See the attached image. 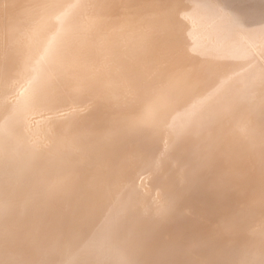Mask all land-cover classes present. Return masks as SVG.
Masks as SVG:
<instances>
[{"label":"clouds","instance_id":"obj_1","mask_svg":"<svg viewBox=\"0 0 264 264\" xmlns=\"http://www.w3.org/2000/svg\"><path fill=\"white\" fill-rule=\"evenodd\" d=\"M103 3L0 0V111L7 109L0 119V221L39 156L49 169L44 183L52 201L72 195L59 179L72 156L99 144L159 146L181 179L166 199L128 184L113 198L102 187L70 221H53L42 237L26 238L8 264H264V76L203 88L184 35L163 20L125 31L109 22ZM122 57L150 60L155 74L136 80L110 74ZM84 93L88 103L81 107ZM97 109L109 119L94 140L80 125ZM217 153L224 170L205 183L201 174L212 171ZM122 164L134 171L136 155ZM201 188L215 203L198 217L199 242L155 250L151 236L191 217L185 200Z\"/></svg>","mask_w":264,"mask_h":264},{"label":"bare ground","instance_id":"obj_2","mask_svg":"<svg viewBox=\"0 0 264 264\" xmlns=\"http://www.w3.org/2000/svg\"><path fill=\"white\" fill-rule=\"evenodd\" d=\"M103 7L109 22L123 26L125 31L131 25L163 20L172 31L184 35L191 42V66L200 72L203 88L212 90L230 80L264 76V0H104ZM97 66H101V61H97ZM155 71L148 59L122 57L112 65L110 74L136 80L151 77ZM87 103L88 96L84 93L81 107ZM6 115L7 109L0 111V119ZM108 119V113L97 109L80 126L94 140H99ZM160 152L159 146L144 151L131 142L89 147L72 156L67 175L59 178L72 191L71 197L63 202L47 198L44 181L49 178V169L45 158L39 156L32 171L24 175L9 197L7 215L0 221V234H3L0 257L8 264L12 256L23 251L26 238L42 237L53 221H70L78 206L102 187L113 198H119L125 184L148 193L151 198H168L181 176L172 162L160 158ZM127 154L137 157L134 171H126L122 164ZM186 159L181 160V165ZM223 170V158L217 153L212 171L202 173L201 179L208 183ZM118 179L123 183L115 186ZM235 198L233 194L230 199ZM214 203L212 195L203 188L190 194L185 204L193 215L177 218L159 228L151 236L150 245L166 254L176 242L198 243L202 228L198 217Z\"/></svg>","mask_w":264,"mask_h":264}]
</instances>
